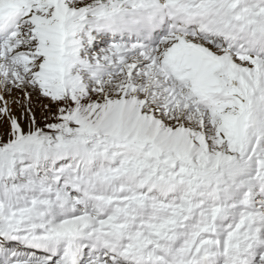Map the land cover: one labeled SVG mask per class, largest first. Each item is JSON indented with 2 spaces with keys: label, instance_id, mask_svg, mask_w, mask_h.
Wrapping results in <instances>:
<instances>
[{
  "label": "snow or ice",
  "instance_id": "6c2138e0",
  "mask_svg": "<svg viewBox=\"0 0 264 264\" xmlns=\"http://www.w3.org/2000/svg\"><path fill=\"white\" fill-rule=\"evenodd\" d=\"M0 264H264V0H0Z\"/></svg>",
  "mask_w": 264,
  "mask_h": 264
}]
</instances>
